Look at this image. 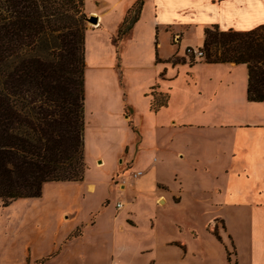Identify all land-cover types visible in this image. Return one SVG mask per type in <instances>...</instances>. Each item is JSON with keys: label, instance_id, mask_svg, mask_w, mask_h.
<instances>
[{"label": "crops", "instance_id": "crops-1", "mask_svg": "<svg viewBox=\"0 0 264 264\" xmlns=\"http://www.w3.org/2000/svg\"><path fill=\"white\" fill-rule=\"evenodd\" d=\"M138 1L86 0L98 24L86 32L85 159L95 144L96 168L109 166L111 179L120 174L119 194L130 199L118 200L114 227L100 243L88 240V229L68 227L46 256L26 246L18 264H133L131 254L144 264H264V102L248 100L246 65L191 63L185 54L204 46L207 28L263 26L264 0H144L119 38ZM161 94L168 104L154 110ZM87 180L86 172L83 182L68 184L96 196L98 185ZM44 193L10 204L0 224L22 222L44 204ZM166 210L177 215L171 222L160 217ZM137 213L149 219L145 248L134 239ZM215 219L224 223L219 238L207 229Z\"/></svg>", "mask_w": 264, "mask_h": 264}, {"label": "trees", "instance_id": "trees-1", "mask_svg": "<svg viewBox=\"0 0 264 264\" xmlns=\"http://www.w3.org/2000/svg\"><path fill=\"white\" fill-rule=\"evenodd\" d=\"M128 12L118 37L138 21ZM135 15L132 16V14ZM86 0H0V201L37 199L48 183L85 180ZM207 63L243 64L248 100L264 102V25L205 30ZM168 104L158 95L152 107Z\"/></svg>", "mask_w": 264, "mask_h": 264}, {"label": "rangeland", "instance_id": "rangeland-1", "mask_svg": "<svg viewBox=\"0 0 264 264\" xmlns=\"http://www.w3.org/2000/svg\"><path fill=\"white\" fill-rule=\"evenodd\" d=\"M93 5L95 6V3H93ZM91 8V4L89 3L86 9L89 11ZM86 13L87 17L91 16L87 11ZM135 13L136 12H134L132 16L135 15ZM86 24L87 30L96 26L87 21ZM218 30L222 32L219 28ZM164 44L162 50L163 54L168 55L172 52L171 44L177 45L178 42L177 39H174L171 44L166 42ZM191 49L200 51V49ZM185 54L191 63L198 60H205L204 57L199 59L196 56L187 54V52H185ZM88 118L90 133H93L95 119L91 116H88ZM115 150L116 146L114 143L110 144L108 151L111 153ZM96 153L97 147L94 144L93 150H89V162L86 161L88 167V180L86 183H96V185H98L96 196L89 195L87 185L80 187L78 185L68 184L72 182L47 184L45 193L43 189L46 198L45 202L38 210L33 211V213L22 222L15 221L9 223L4 220L0 224V264H18L23 261L26 246L33 248L36 256H46L53 249L52 240L55 235L57 233L61 234L62 231L68 227H77L78 230H80V227L81 229H88V240L91 239L95 243H100L102 238L109 237L107 236L109 235L107 230L114 227L113 217L114 219L118 217L117 213H115L118 200L125 197L126 200H129L130 197L125 196V193L119 194L120 187L126 184L123 183L120 174L114 175L111 179L109 176L112 171L109 166L106 165L102 170L96 168ZM86 195L87 198L84 199L83 197H86ZM7 208L8 206H3V203L0 201V214ZM101 208H104V211ZM77 211H79L78 215L76 214ZM159 214L164 221L168 220L170 222L177 216L176 213L171 210H166ZM146 216V214L142 215L139 213L136 215L140 230H138L134 239L138 245L142 244V246H144L143 248H145V245L147 246L149 242L147 231L150 226L149 219ZM208 223V231L219 238V235L224 229L223 221L221 219H215ZM129 224L133 225L131 222H129ZM87 244H89V241ZM103 250L102 248L96 251L101 252ZM129 257H131V262L133 264H144L145 257L137 258L132 256V254ZM61 263L63 264V261H61ZM56 264L59 263L57 262Z\"/></svg>", "mask_w": 264, "mask_h": 264}, {"label": "built area", "instance_id": "built-area-1", "mask_svg": "<svg viewBox=\"0 0 264 264\" xmlns=\"http://www.w3.org/2000/svg\"><path fill=\"white\" fill-rule=\"evenodd\" d=\"M187 54L191 55V56H196L197 58L201 59L204 57V53L202 51H199V50H193V49H187ZM142 174L141 173H134L133 176L134 178H138L140 177ZM117 208L118 209H121L123 208V205L121 203H119L117 205Z\"/></svg>", "mask_w": 264, "mask_h": 264}, {"label": "water", "instance_id": "water-1", "mask_svg": "<svg viewBox=\"0 0 264 264\" xmlns=\"http://www.w3.org/2000/svg\"><path fill=\"white\" fill-rule=\"evenodd\" d=\"M88 23L92 24V25H97L98 24V19L96 16H90L87 18L86 20Z\"/></svg>", "mask_w": 264, "mask_h": 264}]
</instances>
